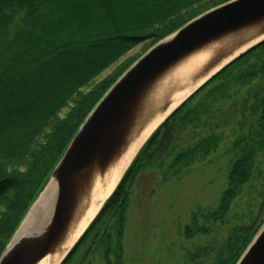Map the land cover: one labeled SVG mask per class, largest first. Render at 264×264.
Wrapping results in <instances>:
<instances>
[{"label": "trees", "instance_id": "trees-1", "mask_svg": "<svg viewBox=\"0 0 264 264\" xmlns=\"http://www.w3.org/2000/svg\"><path fill=\"white\" fill-rule=\"evenodd\" d=\"M227 1L0 0V256L81 124L141 55L95 79L138 44L151 47ZM223 148L222 189L177 227L196 243L185 264H236L264 224V41L157 129L63 264L84 247L125 264L135 184L149 171L177 183Z\"/></svg>", "mask_w": 264, "mask_h": 264}, {"label": "water", "instance_id": "water-1", "mask_svg": "<svg viewBox=\"0 0 264 264\" xmlns=\"http://www.w3.org/2000/svg\"><path fill=\"white\" fill-rule=\"evenodd\" d=\"M263 41L264 0H229L152 46L81 124L0 264H39L48 257L63 264L157 129L220 71ZM50 184L53 189L46 195ZM236 264H264V224Z\"/></svg>", "mask_w": 264, "mask_h": 264}, {"label": "rangeland", "instance_id": "rangeland-1", "mask_svg": "<svg viewBox=\"0 0 264 264\" xmlns=\"http://www.w3.org/2000/svg\"><path fill=\"white\" fill-rule=\"evenodd\" d=\"M150 45V41H145L135 46L102 72L94 84L107 79L129 60L142 56L154 46ZM225 152L223 148L213 157L212 164L196 165L174 184L158 183L160 177L156 171L146 172L141 177L132 189L124 238L125 264H185L186 249L196 243L179 236L178 224L188 221L196 205L214 202L225 181L228 161ZM90 251L82 248L70 264H104L100 253Z\"/></svg>", "mask_w": 264, "mask_h": 264}, {"label": "bare ground", "instance_id": "bare-ground-1", "mask_svg": "<svg viewBox=\"0 0 264 264\" xmlns=\"http://www.w3.org/2000/svg\"><path fill=\"white\" fill-rule=\"evenodd\" d=\"M130 159H128L127 163L125 164V167L128 165ZM119 176H120V174L115 179V181H114L113 186L111 187V189L116 185V183H117V181L119 179ZM50 187H51V189L46 193V195H48L49 192L53 189V184H50ZM39 264H53V260L50 257H48V258H45L43 261H41Z\"/></svg>", "mask_w": 264, "mask_h": 264}]
</instances>
